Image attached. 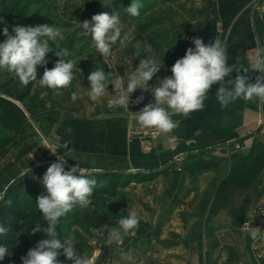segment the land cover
I'll use <instances>...</instances> for the list:
<instances>
[{
  "label": "rangeland",
  "instance_id": "1",
  "mask_svg": "<svg viewBox=\"0 0 264 264\" xmlns=\"http://www.w3.org/2000/svg\"><path fill=\"white\" fill-rule=\"evenodd\" d=\"M235 1L0 0V55L22 52L25 41L17 36L16 31L22 22L30 19L36 24V31L42 33L36 41L39 47L54 52L63 45V63L40 55L36 65L24 69L25 75L32 72L42 75L28 100L22 102L0 94V138L9 139V144L0 148V198L6 182H10L11 163L17 168L28 169L15 182L21 181L39 201H46L52 207L54 217L59 213V202L51 184L39 178V170L43 167L54 166L80 174L113 171L141 179L128 183L114 199L102 198L98 207L74 212L80 213V224L63 225V264H179L185 261L183 255L189 249L190 244L188 246L186 242L192 240L190 238H196L194 252L201 259L203 240L212 237V243L217 244V232L237 227L227 218L231 214L240 217L242 213H221L222 218H216L214 213L208 220L212 225L211 233L204 232L207 237L203 239V232L198 234L204 224L202 218L190 216L194 220L185 223L187 213H171L181 210L185 204L177 183H173L175 172L180 173L181 169L172 170L170 164L160 170L153 168L159 162L152 153L153 147L164 127L157 120L127 131V146L135 152L132 151V156L116 154L106 157L107 161L99 163V170L82 169L76 163H83L80 160L63 162L61 156L51 163L34 162L37 151H51V139H63V123L76 124L77 119L81 120L94 111V105L105 106L115 101L119 105L134 107L138 101L137 92L146 88L140 75L152 79L165 60L174 58L182 42H185V50L190 48L189 67L185 70L180 67L168 69L180 80L190 82L197 76L207 77L203 73L210 77L216 73V79L220 74L222 83L238 77L235 68L228 63L239 60L246 65L245 62L251 59L217 56L210 64L193 63L195 41L191 43L187 31L196 38L198 30L205 28L194 25L200 18L219 16L224 19L222 27L226 33L222 27L220 33L228 41H220L221 49L254 47L252 35L258 30L259 44L263 49L259 60L264 69V6L259 7L252 1L243 10H233L234 4L239 2ZM255 4L260 8H257L259 24L256 29L250 24L246 27L235 24V19L241 17V13L244 17L248 15ZM19 10L26 12L27 18H17ZM244 31L246 38L243 37ZM155 44L163 49L156 50ZM223 61L228 66H218ZM151 65L156 69L149 70ZM245 69L243 77L247 80L252 75ZM204 79L201 91L198 87L177 85V97L190 95L193 99L198 98L207 87L208 79ZM158 91L167 94L169 89L164 86ZM152 129L158 130L156 138L151 137ZM75 142H72L71 149L80 146ZM60 147L63 151V143ZM77 151L80 154L83 148H77ZM63 213L68 211L63 209ZM122 217L128 218L127 224L122 222ZM179 231L180 234H176ZM48 239L47 244H50L56 237L49 234ZM211 241L205 252L211 253Z\"/></svg>",
  "mask_w": 264,
  "mask_h": 264
},
{
  "label": "crops",
  "instance_id": "2",
  "mask_svg": "<svg viewBox=\"0 0 264 264\" xmlns=\"http://www.w3.org/2000/svg\"><path fill=\"white\" fill-rule=\"evenodd\" d=\"M236 1L239 2L234 4L233 10H243L252 1L259 7L264 6V0ZM256 4L245 17L241 13L235 24L241 27L250 24L256 29L259 24L257 8L260 9ZM224 22L223 18L213 16L200 18L194 23L205 28L197 32L192 61L210 64L217 56L251 59L245 62L246 65L239 60L228 63L235 68L238 77L222 83L217 71V79L216 73L212 77L203 73L208 79L207 87L201 96L193 99L190 95L177 97V87L169 77L163 85L168 87V93L159 94L154 90L152 79L140 75L146 88L137 92L138 101L134 107L119 105L115 101L105 106L94 105L93 113L77 119L76 124L63 123V139H51V151H37L34 157V162L46 164L59 160L61 156L63 162L80 160L83 163H76L82 169L99 170V163L107 161L106 157L116 154L132 156L134 150L126 143L127 131L151 121H160L164 127L152 152L159 162L152 167L160 170L170 164L172 170L181 169L180 173L175 172L173 183H177L185 204L181 210L171 213H187L185 223L202 218L204 224H200L198 234L203 232V239L207 237L204 232L211 233L212 225L208 220L214 213L216 218H222L221 213H242L240 217L231 214L227 218L237 227L217 232V244L212 243V237L202 241L201 259L194 252L196 238H190L192 240L186 242L188 246L190 244L189 249L183 255L185 261L179 264H264V69L259 60L263 49L259 44L258 30L252 35L254 47L221 49L220 41H228L220 33ZM222 31L226 33L224 27ZM245 31L243 37L246 38ZM226 65V61L218 63V66ZM244 69L252 75L247 80L243 77ZM245 86L249 88L245 89ZM74 141L80 145L77 148H83L80 154L76 146L70 148ZM10 168L7 179L10 182H6L4 189L28 170L17 168L14 163ZM176 234L179 235L180 231ZM210 241L212 251L205 252Z\"/></svg>",
  "mask_w": 264,
  "mask_h": 264
},
{
  "label": "trees",
  "instance_id": "3",
  "mask_svg": "<svg viewBox=\"0 0 264 264\" xmlns=\"http://www.w3.org/2000/svg\"><path fill=\"white\" fill-rule=\"evenodd\" d=\"M17 16L27 18L26 12L21 10ZM187 33L192 43L195 35ZM16 34L25 43L19 55H0V94L24 102L30 98L34 86L42 80L40 73L25 75L24 69L36 65L40 55L63 63V45L54 52L39 47L36 41L42 37V33L36 31L32 19L22 22ZM184 46L185 42L180 43L174 58L165 60L163 66L157 69L152 78L155 91L163 87L167 77L175 87L182 84V88L198 87V91L202 90L200 86L204 84V78L197 76L189 82L187 79L180 80L172 70H168L172 67L183 70L189 67L190 48L185 50ZM155 48L158 51L163 49L156 44ZM154 69L155 65L149 67V70ZM8 144L9 139L0 138V148ZM38 175L51 184L59 202V213L54 217L52 207L46 201H39L37 195L26 189L21 181L10 183L0 198L1 264H63V225L71 227L80 224V213L74 212L98 207L102 198L114 199L128 183L141 180L128 173L101 171L80 174L54 166L41 168ZM63 209L68 213H63ZM122 218V222L127 224L128 218ZM49 234L55 236L56 240L47 244Z\"/></svg>",
  "mask_w": 264,
  "mask_h": 264
},
{
  "label": "built area",
  "instance_id": "4",
  "mask_svg": "<svg viewBox=\"0 0 264 264\" xmlns=\"http://www.w3.org/2000/svg\"><path fill=\"white\" fill-rule=\"evenodd\" d=\"M151 133V137L156 138V136H158V130L157 129H152Z\"/></svg>",
  "mask_w": 264,
  "mask_h": 264
},
{
  "label": "water",
  "instance_id": "5",
  "mask_svg": "<svg viewBox=\"0 0 264 264\" xmlns=\"http://www.w3.org/2000/svg\"><path fill=\"white\" fill-rule=\"evenodd\" d=\"M227 234H229L230 236H232V233L231 232H228Z\"/></svg>",
  "mask_w": 264,
  "mask_h": 264
},
{
  "label": "bare ground",
  "instance_id": "6",
  "mask_svg": "<svg viewBox=\"0 0 264 264\" xmlns=\"http://www.w3.org/2000/svg\"><path fill=\"white\" fill-rule=\"evenodd\" d=\"M235 197V196H234Z\"/></svg>",
  "mask_w": 264,
  "mask_h": 264
}]
</instances>
